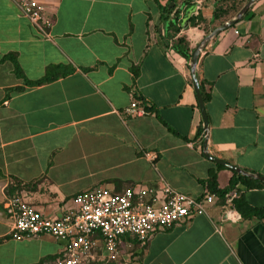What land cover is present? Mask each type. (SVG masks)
Segmentation results:
<instances>
[{
	"label": "crops",
	"instance_id": "obj_1",
	"mask_svg": "<svg viewBox=\"0 0 264 264\" xmlns=\"http://www.w3.org/2000/svg\"><path fill=\"white\" fill-rule=\"evenodd\" d=\"M33 1L50 20L48 38L13 0H0V264H53L63 246L48 236L14 241L3 209L10 198L57 218L77 194L98 187L120 193L166 185L199 199L209 194L210 174L224 193L213 194L205 214L143 242L125 241L130 246L115 261L98 244L84 264H264V218L235 207L264 211V188L238 182L229 190L233 172L202 149L205 140L210 157L264 179V0L199 53L205 139L189 60L172 46L182 38L190 54L248 0L217 19L220 0L197 8L195 0ZM48 67L57 68L56 78L29 85ZM132 101L142 115L125 112ZM232 191L238 218L223 220Z\"/></svg>",
	"mask_w": 264,
	"mask_h": 264
},
{
	"label": "built area",
	"instance_id": "obj_2",
	"mask_svg": "<svg viewBox=\"0 0 264 264\" xmlns=\"http://www.w3.org/2000/svg\"><path fill=\"white\" fill-rule=\"evenodd\" d=\"M13 1L38 36L48 38L50 20L42 16L37 3ZM201 2L195 0L196 8ZM138 106L137 101H132L125 112L142 115ZM235 198L234 191L224 195L223 220L238 218L233 212ZM214 199L213 194L191 198L166 185L160 190L126 188L120 193L98 187L77 194L72 207L57 218L43 217L17 198L5 201L3 209L10 221V235L14 241L48 236L63 244L60 257L53 264H84L93 259L92 251L98 244L105 259L115 261L121 255V247L130 246L124 238L143 242L156 231L205 214V206L212 204Z\"/></svg>",
	"mask_w": 264,
	"mask_h": 264
},
{
	"label": "trees",
	"instance_id": "obj_3",
	"mask_svg": "<svg viewBox=\"0 0 264 264\" xmlns=\"http://www.w3.org/2000/svg\"><path fill=\"white\" fill-rule=\"evenodd\" d=\"M236 2V0H220L217 2V6H215L214 10H213V13H212V18L213 19H217L218 17H221L222 15H224L226 13V11H228L232 6L233 4ZM228 3L230 5H228ZM224 5H227V6H224ZM172 9V6L169 7V9H166L162 10V13L165 12V13H169L170 10ZM199 15H197L195 18L196 20V23H199L200 22V18L198 17ZM173 19L175 20V16L173 17ZM195 24V23H194ZM176 43L172 46L174 49L177 50V52L185 59L189 60L190 58V54L188 52V49L186 48V45H185V42L182 38H177ZM182 46V47H181ZM57 70V68H46V71H45V75L38 81H35L34 83H29V85L33 84V85H40L42 83H46V82H49L51 80H53L54 78H56V74L54 73L55 71ZM67 71H65L66 73ZM199 91H201L199 89ZM200 94H202L200 92ZM201 98L202 100L205 99V96L201 95ZM145 110V108H144ZM221 166H217V168H220ZM242 183L244 184L246 187L248 188H251V187H262L264 188V184L258 182V181H254L252 179H249V178H246V177H243V176H240V175H237L235 173H232V177L231 179L229 180V183H228V189L230 190L232 188V186L236 183ZM206 188L208 189V192L209 194H214V195H217V196H220L221 194L224 193V191H219L217 190L216 188V185H215V182H214V176L213 174H210V176L208 177V181L206 183ZM228 191V190H227ZM242 206V207H241ZM235 207L236 209L239 211L240 215L241 216H245V214H252L251 216H257V217H262L264 218V211L263 210H255V209H252V208H247L246 206H243V204L239 201H236L235 202ZM129 240V238H124L123 241H127ZM134 240V239H132ZM136 241V240H135Z\"/></svg>",
	"mask_w": 264,
	"mask_h": 264
},
{
	"label": "water",
	"instance_id": "obj_4",
	"mask_svg": "<svg viewBox=\"0 0 264 264\" xmlns=\"http://www.w3.org/2000/svg\"><path fill=\"white\" fill-rule=\"evenodd\" d=\"M255 0H248V2H246L241 8L240 10L236 13L235 17L227 22H225L224 24H221L220 26L216 27L215 29H213L210 33H208L206 36H204L202 38V40H200V42L193 48V50L190 53V58H189V77H190V81H191V85H192V89H193V93L196 99V104L199 110V114H200V118L202 121V129H203V134H204V139L206 137V128H207V119H206V115L204 112V108H203V102H202V98H201V94L199 91V86L195 77V66H196V62H197V58L199 56L200 51H202L203 47L205 46V44L208 42V40L217 35L219 32L229 28L231 25H233L235 23V21L237 19H239L247 10V8L254 2ZM202 149H203V156L209 160H211L212 162H214L215 164H218L224 168H227L228 170L232 171L233 173L236 174H240L243 176H248L258 182H261L262 184H264V179L259 177L258 175H253V174H246L243 171L230 166L228 164H225L217 159H214L212 157H210L207 153H206V146H205V140H203V145H202Z\"/></svg>",
	"mask_w": 264,
	"mask_h": 264
},
{
	"label": "rangeland",
	"instance_id": "obj_5",
	"mask_svg": "<svg viewBox=\"0 0 264 264\" xmlns=\"http://www.w3.org/2000/svg\"><path fill=\"white\" fill-rule=\"evenodd\" d=\"M237 1V0H236ZM228 5H230L229 3H228ZM224 6H227V5H224Z\"/></svg>",
	"mask_w": 264,
	"mask_h": 264
}]
</instances>
